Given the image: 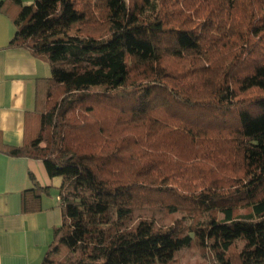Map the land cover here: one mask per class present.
Listing matches in <instances>:
<instances>
[{"label":"trees","instance_id":"1","mask_svg":"<svg viewBox=\"0 0 264 264\" xmlns=\"http://www.w3.org/2000/svg\"><path fill=\"white\" fill-rule=\"evenodd\" d=\"M0 12L7 47L50 67L34 135L0 140L61 178L40 264H264V0H1ZM41 191H23V212Z\"/></svg>","mask_w":264,"mask_h":264},{"label":"crops","instance_id":"2","mask_svg":"<svg viewBox=\"0 0 264 264\" xmlns=\"http://www.w3.org/2000/svg\"><path fill=\"white\" fill-rule=\"evenodd\" d=\"M14 32L11 20L0 12V140L20 146L34 135L27 114L34 109L39 80L50 76V67L27 48L7 47ZM60 181L47 175L40 160L0 152V264H40L53 228L61 224ZM34 182L43 190L41 209L23 212L22 193Z\"/></svg>","mask_w":264,"mask_h":264},{"label":"rangeland","instance_id":"3","mask_svg":"<svg viewBox=\"0 0 264 264\" xmlns=\"http://www.w3.org/2000/svg\"><path fill=\"white\" fill-rule=\"evenodd\" d=\"M21 2H22L23 4H25V5H29V4L34 3V0H21ZM61 248H62V250H60V251L58 252V255H59V256H61V255L63 254V252L65 251L63 247H61ZM58 255L55 254V255H53V257L58 258Z\"/></svg>","mask_w":264,"mask_h":264}]
</instances>
